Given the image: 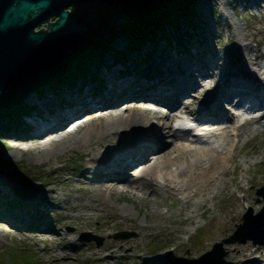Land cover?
I'll return each mask as SVG.
<instances>
[{
    "label": "bare ground",
    "instance_id": "6f19581e",
    "mask_svg": "<svg viewBox=\"0 0 264 264\" xmlns=\"http://www.w3.org/2000/svg\"><path fill=\"white\" fill-rule=\"evenodd\" d=\"M241 1L247 8L241 12L253 15L251 7L256 1ZM207 2L208 7L215 10L216 15L213 16L223 17L226 24V46L220 52L213 50L210 29L206 37H202L204 31L197 30L198 24L206 23L200 11L195 29L187 28L189 35L183 49L174 43L166 45L163 41H154L160 49L154 68L141 67L142 63L133 68L130 60L121 63L103 55L104 65L96 77L98 90L85 85L80 90H70L59 101L49 90H43L41 97L35 91L26 94L25 100L35 109L23 118L29 127L28 133L33 136L25 149H33L41 160L55 157L53 161L48 160L52 169L58 168L56 164L65 154L78 151L85 159L75 182L78 188L84 189L87 183L93 182L95 190L86 192L88 201L85 203L78 198L72 200L74 203L64 198L62 202L57 199L53 204L52 188L47 189V194L34 195L30 203L36 207L30 209L35 213L51 215L49 211L40 210L51 204L58 208L53 213L58 219V228L46 222L40 227L34 225L27 214L18 208L17 213L11 209L14 201L6 199L8 192L0 190L1 228L27 231L36 244L53 242L52 248L43 250L54 261H70L73 257L70 250L76 249L83 253L84 258L93 260L111 262L116 258H126L127 254L116 252L131 250L136 245L135 238L120 240L117 248L109 244V248L104 250L92 249L91 243L74 241L75 232L83 226L89 228L91 222H96L99 228L109 225V219L102 221L107 213L112 219L123 217L125 221L129 220L124 214L126 211L116 213L97 194L104 190L110 196L129 194L141 201L150 194V200L157 206L163 202L160 194L167 193L186 208V216L180 221L191 223L198 215L210 214L211 217L217 216L215 221L224 226L221 214L208 213L207 202L214 200L220 190L227 187L241 189L235 173L237 157L241 153L237 144L244 135L248 137L254 130L264 128V0L258 5L255 23L249 22L244 28L237 22H229L225 9L224 13L218 11L217 1ZM162 34L166 35V32ZM117 40L116 44L121 43ZM226 56H229V61H226ZM222 62L225 68L221 75L225 78L217 82L215 78ZM152 73H165L166 78L152 82L149 79ZM207 90L215 96L210 103L204 102ZM52 101L55 103L50 106ZM201 102L204 103L198 106ZM185 114L198 121L208 120L210 123L203 124L212 139L195 136L198 133L195 130L173 129L171 122L182 119ZM151 121H155V125L150 124ZM8 134L15 147L25 142V132ZM244 163H247V173L255 161L244 160ZM230 164L234 167L232 172L228 169ZM132 170L133 176L129 177ZM229 173L231 176L226 179ZM251 184L264 186V169L251 180ZM7 186L0 181L1 188ZM153 212L156 209L152 206ZM145 214L147 212H144L147 218ZM159 217L162 221L167 219V226L176 221L160 211ZM61 225L72 226L75 232H64ZM151 228L150 224H141L136 232L142 236ZM241 236H247V233ZM206 244H200L187 256L197 255ZM234 249L231 255L236 260L253 259L256 251L246 253V244H237Z\"/></svg>",
    "mask_w": 264,
    "mask_h": 264
},
{
    "label": "rangeland",
    "instance_id": "374dc122",
    "mask_svg": "<svg viewBox=\"0 0 264 264\" xmlns=\"http://www.w3.org/2000/svg\"><path fill=\"white\" fill-rule=\"evenodd\" d=\"M216 1L219 3L218 11L224 13L225 9L228 21L231 23L237 22L242 28L249 22L255 23V17L258 14V5L262 2V0H255L256 4H253L250 12L253 13V15H250L243 11L241 12L242 9H247L245 4L241 3V0H234L233 4H231L233 0H215V2ZM69 9L78 21L84 24L88 30L85 45L91 39L94 41L106 39L113 30L119 32L122 25L128 19L127 12L122 8L120 9V5L118 4L111 6L98 2H87L75 5ZM200 11L206 23L203 22L198 24L197 30L204 31L202 37H206L210 29L212 32V40L210 42L214 48L213 50L220 52V49L226 46V24L224 23L223 17H214L216 15L215 10L208 7L207 0H196L195 18L188 21L187 28L190 30L194 29L195 23L200 19L199 16H197ZM165 31L170 33L169 27L165 29ZM117 41L121 43H119L120 45L116 44L115 40V49H119L118 46L125 48L126 45L121 40ZM229 60V56H226V61ZM224 68V63H220L218 75L215 78L217 82H221L223 78H225V75H221ZM27 85H29V83L16 91H20L23 95L26 88L29 89ZM14 93L18 94V92L15 91L2 94L0 95V100H6L9 94L13 95ZM212 94L213 92L206 91L205 103H207ZM25 96L26 93L24 97ZM149 123L155 125V121ZM8 136L9 134L7 135V132L0 134V158L10 165H21V169L26 173L25 176L21 174H19L20 176L15 175L12 167H4L0 173V181L8 184L7 187H0V190L2 192H8L7 195L10 196L9 198L12 201L22 200L23 198L24 201L33 205L30 202L31 199L33 200V197L35 198L34 195L39 196L40 193L47 194L48 188L53 189L51 197L53 204L57 199L62 202L64 198V200L68 199L72 203H74L72 200H75V198H78L84 203L88 201L86 192L95 190L93 182L87 183L85 189L78 188V184L75 182L83 166V161L85 159L83 155H80L78 151L67 153L62 157L61 161L57 162L56 165L58 168L52 169L48 160L53 161L55 157H50L48 159L43 158L41 160L33 153V149H25V146L31 143V137H33L31 134L27 133L24 135L23 138L25 142H20V146L17 147L12 145L9 139L10 137ZM237 145L241 153L237 157L238 166L235 169V173L240 180L239 185L241 189H236L233 186L222 189L214 200H209L207 202L206 206L209 209L207 210L208 213L214 212L224 217V226H221L215 221V217L217 216L211 217L210 214L204 217L198 215L191 223L188 221H180L186 216V212H184L186 208L181 206L178 200H175L167 193L160 194V199L163 200V202L160 206H157L150 200V194L147 195V199L141 201L139 198L132 197L129 194L120 196L113 194L110 196L108 192L104 190L97 194H99V196L106 201L109 208L113 209L116 213L126 211L124 214L129 217L128 221H125L123 217L112 219L110 218V213H107L102 219V221L105 219L110 220L109 225L106 227L99 228L96 226V222H91L89 228L83 226L76 232L72 226L61 225V229L67 233L75 232L74 241H82L87 244L91 243L92 249L99 248L104 250L109 248V244L117 248V242L120 240L135 238L136 245L131 248V250L127 248L123 249V251L116 252V254L125 253L128 257H120L111 262H106L102 259L93 260L88 257L84 258L83 253L76 249L70 250L73 256L70 261L61 259L54 261L52 256L43 250L44 248H52L53 242L40 241L36 244L31 233L27 231L15 232L12 229H3L0 226V264H177V262L181 260L197 258L203 252L209 250L214 242H219L222 239L228 238L236 229V225L241 223V217L247 209L251 208L253 213H256L263 205L262 197L256 194L257 189L261 188V185H252L251 180L257 178L259 172L264 169V128L254 130L248 137L244 135V138L240 139ZM244 160L255 161L254 164L250 165L247 173H245L247 163H244ZM78 164H80L81 167L80 165L77 167ZM228 169L232 172L234 169L233 164H230ZM132 175L133 170L130 175L128 173L129 177H132ZM230 176L231 174L229 173L225 178L229 179ZM20 177L25 182L22 180L20 181ZM30 178H32V180ZM53 204L42 207L45 209L40 208L41 211L51 212V215H46V212H40V214H38V212L35 213L29 207L21 205L19 207L11 206V209L17 213L16 209L18 208L19 211L27 214V218L34 221L33 224L36 226L40 227L46 222L52 227L55 226L58 228L60 226L57 221L58 219L55 214H53L58 208ZM152 206L156 209V212L152 213ZM159 211L163 215H170V217L176 219V221L170 226H167V219H163L162 221L159 217ZM144 212H147V214H145L147 218L144 217ZM33 215H38V217ZM41 215H45V217ZM231 216H233L232 220H230ZM73 224L75 225L76 222ZM130 224H133V226H130ZM141 224H150L152 228L147 229L142 236H138L136 229L139 228ZM118 231H131L134 235L129 238L113 237L114 233ZM87 232L101 237V242L97 243L94 239L85 240V234ZM198 235L199 238L197 237ZM204 242H207L206 246L201 249L197 255L192 257L187 256V253L192 252ZM237 244L240 246L246 244V253L256 250L254 258L249 260L245 258L236 260L233 258L231 253L236 250L234 246ZM222 248L224 251V260L229 261L230 264H264V244L254 246L251 241H246L245 243L223 242ZM261 252L262 254H260ZM149 253H154V255ZM101 258H103V256Z\"/></svg>",
    "mask_w": 264,
    "mask_h": 264
},
{
    "label": "water",
    "instance_id": "95a60500",
    "mask_svg": "<svg viewBox=\"0 0 264 264\" xmlns=\"http://www.w3.org/2000/svg\"><path fill=\"white\" fill-rule=\"evenodd\" d=\"M155 1L0 0V95L21 88L33 78L64 62L85 44L88 30L69 8L98 2L136 10ZM257 193L264 195L261 190ZM249 214L243 216L244 224L225 242H244L246 238H253L256 243H264V206L256 216ZM253 219L256 220L250 223ZM241 233H247V236H239ZM132 235V232H120L115 236ZM223 256L222 243L219 242L199 258L183 264H228Z\"/></svg>",
    "mask_w": 264,
    "mask_h": 264
},
{
    "label": "trees",
    "instance_id": "16d2710c",
    "mask_svg": "<svg viewBox=\"0 0 264 264\" xmlns=\"http://www.w3.org/2000/svg\"><path fill=\"white\" fill-rule=\"evenodd\" d=\"M195 5L196 0H157L150 6L138 10L124 9L120 6V9L127 12L128 19L119 32L113 30L112 36L107 39L89 40L84 48L59 68L34 81L30 89L41 94L45 87L55 88L72 79L91 78L92 66L103 52L124 57L125 54L139 50L140 45L153 40L166 27H173L177 31L182 22L195 17ZM117 39L125 41L124 53L114 48V41ZM25 111H28V106L23 102L20 93L9 94L6 100H0V134L8 128H20L21 114ZM3 166L12 167L16 175H22L21 165H10L0 158V168Z\"/></svg>",
    "mask_w": 264,
    "mask_h": 264
}]
</instances>
